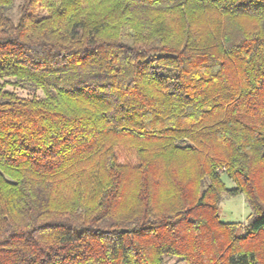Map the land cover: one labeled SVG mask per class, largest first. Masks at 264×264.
I'll list each match as a JSON object with an SVG mask.
<instances>
[{"label":"trees","instance_id":"obj_1","mask_svg":"<svg viewBox=\"0 0 264 264\" xmlns=\"http://www.w3.org/2000/svg\"><path fill=\"white\" fill-rule=\"evenodd\" d=\"M13 4L0 264H264V0Z\"/></svg>","mask_w":264,"mask_h":264},{"label":"rangeland","instance_id":"obj_2","mask_svg":"<svg viewBox=\"0 0 264 264\" xmlns=\"http://www.w3.org/2000/svg\"><path fill=\"white\" fill-rule=\"evenodd\" d=\"M21 0H14L13 7L10 9V17L12 20L16 21L18 18V6ZM7 90L16 93L20 97H32L33 95L37 97H42L40 91L30 92L27 90H22L19 88H14L12 86H7ZM222 180L227 188H233V184L225 176H222ZM250 209L247 206L245 197L243 195L234 198H223L220 204L219 217L220 220L225 224H245L247 218L250 215ZM164 264H185L176 258L165 259Z\"/></svg>","mask_w":264,"mask_h":264}]
</instances>
